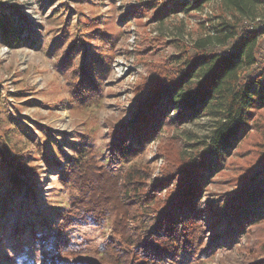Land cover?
Listing matches in <instances>:
<instances>
[{"label":"rangeland","instance_id":"1","mask_svg":"<svg viewBox=\"0 0 264 264\" xmlns=\"http://www.w3.org/2000/svg\"><path fill=\"white\" fill-rule=\"evenodd\" d=\"M179 2L0 1V18L17 33L11 42L0 36V143L11 156L23 157L29 187L21 196L11 195L6 169L0 163V264H59L45 261L47 246H35L31 231L49 234L50 225L62 221L54 210L68 209L74 190L63 184L59 174L63 166L58 164L65 165L81 147L91 157V165H109L115 176L133 169L145 175L137 195L153 201L149 217L168 206L173 194L178 195L172 184L182 152L179 140L185 134L206 140L210 125L206 119L179 120L177 111L164 106L165 93L153 94L151 81L168 83L180 77L183 62L193 55V43L209 33L208 19L215 8L210 5L202 12L184 13L177 9ZM242 24L247 27L246 22ZM88 64L99 91L91 98L87 95L89 102L79 106L71 90L81 80V66ZM157 101L166 111L160 121L168 126L149 136L137 157L126 162L113 160L110 155L117 140L133 131L144 105ZM247 119L235 147L213 158L218 159L213 162L217 171L209 168L203 175L195 225L204 242L196 256L181 255L179 263L264 264L263 199L258 214L253 212L256 221L232 235L227 231L233 212L239 210L231 211L227 202L237 204L245 187L255 189L264 180V109L255 110ZM213 206L214 212L210 210ZM43 216H49V227H42ZM112 222L110 218L108 224ZM18 224L26 225L19 241L24 248L21 259L15 254L17 243L12 237ZM109 235L110 227L84 221L64 231L70 243L85 248L82 260L88 264L98 260L97 251Z\"/></svg>","mask_w":264,"mask_h":264},{"label":"trees","instance_id":"2","mask_svg":"<svg viewBox=\"0 0 264 264\" xmlns=\"http://www.w3.org/2000/svg\"><path fill=\"white\" fill-rule=\"evenodd\" d=\"M179 1V7H176L184 13L202 12L205 7L214 5L213 16L208 19L209 33L193 43V55L183 62L177 80L168 83L157 80L156 84L151 81V89L155 96L159 92L165 93L164 106L168 104L177 111L179 120L209 121V135L206 140H195L193 135L185 134L184 139L179 140L182 152L172 184L178 195L173 194L169 205L150 217L147 212L153 201L146 195H137L145 177L138 169L115 176L109 165L104 168L91 165V157L85 155L82 147L75 157L65 161V165L59 163L58 167L63 166L59 172L63 184L74 190L69 195L68 209L54 210L62 221L52 223L49 234H40L36 229L31 231L35 246H47L43 255L46 262L88 264L82 260L85 248L79 243H70L64 236L68 227L82 221L101 228L103 225L110 227L109 238L101 243L97 251L99 258L94 264H182L178 261L181 255L194 257L203 245L199 226L195 225L199 221L200 203L197 201L201 199L199 184L203 175L209 168L217 171L213 162L218 159L213 158L233 149L243 136L241 125L248 122L247 118L255 110L264 109V48L259 49L264 33L261 26L264 24V0ZM0 30L2 39L11 42L16 38L17 33L2 16ZM92 71L90 64L81 66V80L71 90L79 106L89 102L87 97L91 98L99 91L93 84ZM158 102L144 105L136 116L138 121L133 125V131H126L123 137L120 135L121 139L117 140L118 145L110 155L113 160L126 162L137 157L149 136H156L168 126L167 122L162 124L160 121L166 111ZM0 163L6 169L11 195H23L29 189L23 157L19 154L11 156L2 142ZM244 192L237 204L227 202L231 211L232 208L239 209L233 212L228 236L241 231L244 224L256 221L253 212L257 213L258 204L262 199L264 201V180L255 189L245 187ZM210 210L214 212L216 208L213 206ZM27 212L31 217L35 215L30 208ZM48 218L43 216L42 227H49ZM110 218L114 220L113 225L108 224ZM235 224L237 227L233 226ZM25 227V224H18L12 234L17 243L15 254L20 259L24 248L20 247L19 241L23 239Z\"/></svg>","mask_w":264,"mask_h":264}]
</instances>
